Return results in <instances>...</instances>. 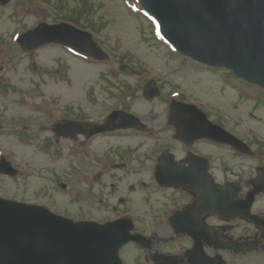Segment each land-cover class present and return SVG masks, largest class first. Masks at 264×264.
Segmentation results:
<instances>
[{
    "label": "rangeland",
    "instance_id": "rangeland-1",
    "mask_svg": "<svg viewBox=\"0 0 264 264\" xmlns=\"http://www.w3.org/2000/svg\"><path fill=\"white\" fill-rule=\"evenodd\" d=\"M70 18L85 21L76 24ZM61 21L89 31L109 60L98 62L58 45L26 52L15 41L39 22ZM155 28L137 0H11L0 7V158L15 168L11 176L0 174V196L44 203L76 217L119 214L123 197L142 194L136 180L146 182V168L153 166L152 136L170 134L166 118L171 98L195 104L239 137L250 138L257 149L255 167L264 163V90L181 56ZM120 63L131 71L121 73ZM150 78L160 95L149 101L142 89ZM117 109L138 117L144 128L89 141L94 154L129 158L125 169H115L124 176L115 192L107 184L86 190L87 176L74 178L73 170L83 176L105 165L89 160L86 146L53 144L51 128L62 113L65 119L97 123ZM158 196L173 197L155 191L153 197Z\"/></svg>",
    "mask_w": 264,
    "mask_h": 264
},
{
    "label": "flooded vegetation",
    "instance_id": "flooded-vegetation-1",
    "mask_svg": "<svg viewBox=\"0 0 264 264\" xmlns=\"http://www.w3.org/2000/svg\"><path fill=\"white\" fill-rule=\"evenodd\" d=\"M154 141L153 154L149 157L153 166H148L145 171L149 182L140 181L143 190L141 196L126 201V205L120 209L122 214L119 216L130 215L137 230L135 232L146 236V239L122 247L123 264H157L156 256L162 252L182 255L184 264H216L221 261L222 264H264V196L253 199L249 213L243 203L252 190L254 167L241 165L244 160H240L235 151L229 150L224 154L223 146L210 140L198 139L184 144L170 135ZM165 150L182 163L181 168L186 172L191 186H201L205 180L202 174L206 172L218 186H228L227 195L232 196L224 200L234 203L242 201L241 205L236 208H197L194 206L197 196L188 188L169 189L159 185L154 175L155 165ZM87 173L88 189L93 184L102 182V186H105L124 178L104 169ZM110 191L115 192L112 188ZM155 191L169 192L173 197H153ZM231 210L240 214L233 218L223 214ZM180 211L185 212V225L181 233L169 221ZM76 219L101 224L111 220L109 214L99 212H90ZM235 241H248L255 246L249 252L238 253L232 243Z\"/></svg>",
    "mask_w": 264,
    "mask_h": 264
},
{
    "label": "water",
    "instance_id": "water-1",
    "mask_svg": "<svg viewBox=\"0 0 264 264\" xmlns=\"http://www.w3.org/2000/svg\"><path fill=\"white\" fill-rule=\"evenodd\" d=\"M141 2L157 18L164 37L181 53L194 60L225 66L232 69L235 75L264 86V0H141ZM48 42H63L94 57L105 58L88 34L66 24L41 25L37 30L24 35L22 41L28 49ZM144 93L148 98L157 94L152 86H147ZM132 126H137L134 116L114 111L103 126L87 129L83 124H73L70 132L90 136L100 131ZM0 204L3 205L0 215H7L8 205H14L15 215L25 211L23 205L8 202ZM57 224L54 218L46 220L43 235L45 263L57 264L61 260L74 262L77 253H83L87 260V255L92 252L91 237L85 234H81L80 237L71 234L61 235L55 230ZM36 229L35 239L38 242V226ZM108 231L109 246L105 250V256H108L111 262L116 256L123 236L117 222L112 223L110 229L107 228ZM100 251L99 244H94V253L99 254ZM71 255L72 258H68Z\"/></svg>",
    "mask_w": 264,
    "mask_h": 264
}]
</instances>
